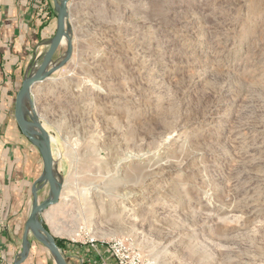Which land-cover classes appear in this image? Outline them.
Here are the masks:
<instances>
[{
    "label": "rangeland",
    "instance_id": "obj_1",
    "mask_svg": "<svg viewBox=\"0 0 264 264\" xmlns=\"http://www.w3.org/2000/svg\"><path fill=\"white\" fill-rule=\"evenodd\" d=\"M65 28L26 114L64 229L148 264H264V0H69Z\"/></svg>",
    "mask_w": 264,
    "mask_h": 264
},
{
    "label": "crops",
    "instance_id": "obj_2",
    "mask_svg": "<svg viewBox=\"0 0 264 264\" xmlns=\"http://www.w3.org/2000/svg\"><path fill=\"white\" fill-rule=\"evenodd\" d=\"M57 15L56 0H0V264L19 262L33 204L35 200L41 204L51 196L50 187L41 181L45 173L43 157L19 128L15 102L24 79L36 72L51 45ZM55 79L49 77L40 85ZM36 93H32L35 107ZM65 211L61 198L42 214V220L67 263L117 264L105 245L85 244L77 230L64 229L63 224L70 222ZM20 264L57 261L29 231L26 257Z\"/></svg>",
    "mask_w": 264,
    "mask_h": 264
},
{
    "label": "water",
    "instance_id": "obj_3",
    "mask_svg": "<svg viewBox=\"0 0 264 264\" xmlns=\"http://www.w3.org/2000/svg\"><path fill=\"white\" fill-rule=\"evenodd\" d=\"M57 2V31L52 39L51 45L44 55L43 61L39 68L30 76H27L22 84L21 89L18 91L15 102V118L21 129L22 133L29 138L39 149L45 166L44 176L41 178L43 183H48L51 190V197L39 204L35 200L31 214L27 222V230L23 239V249L21 252V259L16 264H20L26 257V251L28 247V233L32 231L36 240L44 244L55 256L57 264H68L66 258L62 254L56 239L53 234L44 226L42 220V214L50 207L60 202V184L54 177V161L53 152L51 146V136L46 131L45 127L39 122L33 120L29 115L26 116L28 111L24 110L23 98L26 94L30 97L31 111L34 108V100L32 93L35 88L49 79L48 69L52 63V60L58 51L59 47L64 43L66 39V19L69 10V0H56ZM29 111L28 113H30Z\"/></svg>",
    "mask_w": 264,
    "mask_h": 264
},
{
    "label": "built area",
    "instance_id": "obj_4",
    "mask_svg": "<svg viewBox=\"0 0 264 264\" xmlns=\"http://www.w3.org/2000/svg\"><path fill=\"white\" fill-rule=\"evenodd\" d=\"M85 244L96 246L97 243L105 245L112 253L117 264H148L140 253L136 252L127 238H115L111 240H97L86 235Z\"/></svg>",
    "mask_w": 264,
    "mask_h": 264
},
{
    "label": "bare ground",
    "instance_id": "obj_5",
    "mask_svg": "<svg viewBox=\"0 0 264 264\" xmlns=\"http://www.w3.org/2000/svg\"><path fill=\"white\" fill-rule=\"evenodd\" d=\"M23 106H24V110L28 111L29 106H30V97L28 94H26L23 98ZM51 139L53 140V138L51 137Z\"/></svg>",
    "mask_w": 264,
    "mask_h": 264
},
{
    "label": "trees",
    "instance_id": "obj_6",
    "mask_svg": "<svg viewBox=\"0 0 264 264\" xmlns=\"http://www.w3.org/2000/svg\"><path fill=\"white\" fill-rule=\"evenodd\" d=\"M58 246H59V244H58ZM60 247V246H59Z\"/></svg>",
    "mask_w": 264,
    "mask_h": 264
}]
</instances>
